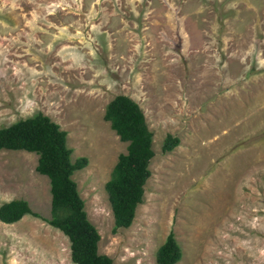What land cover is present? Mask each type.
Segmentation results:
<instances>
[{
    "label": "rangeland",
    "instance_id": "rangeland-1",
    "mask_svg": "<svg viewBox=\"0 0 264 264\" xmlns=\"http://www.w3.org/2000/svg\"><path fill=\"white\" fill-rule=\"evenodd\" d=\"M116 95L153 132L143 202L112 233L104 185L127 142L104 112ZM41 112L67 132L87 218L112 264H264V0H0V127ZM167 134L179 144L163 153ZM38 155L0 150V204L40 217L0 221V264H74L49 225Z\"/></svg>",
    "mask_w": 264,
    "mask_h": 264
},
{
    "label": "trees",
    "instance_id": "trees-1",
    "mask_svg": "<svg viewBox=\"0 0 264 264\" xmlns=\"http://www.w3.org/2000/svg\"><path fill=\"white\" fill-rule=\"evenodd\" d=\"M104 119L119 139L128 143L104 185L114 219L112 233H116L131 225L137 205L143 202L144 184L151 174L148 166L154 156L153 132L138 103L126 95H116L108 102ZM66 136L67 132L49 116L38 112L0 127V150H24L38 155L35 170L47 176L50 185V218L44 220L67 236L71 261L74 264H112L109 256L98 253L100 236L87 218L84 201L72 178L88 160L85 156L71 159L72 148L67 146ZM178 144L177 136L167 134L161 151L170 152ZM24 215L40 217L22 198L0 204L2 223H15ZM181 256L174 233L169 231L156 250V263L175 264Z\"/></svg>",
    "mask_w": 264,
    "mask_h": 264
}]
</instances>
